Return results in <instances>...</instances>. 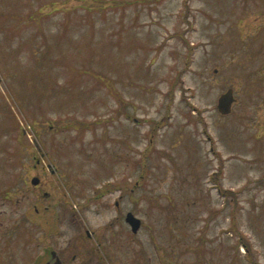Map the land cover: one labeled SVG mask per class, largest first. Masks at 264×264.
<instances>
[{"label":"rangeland","instance_id":"374dc122","mask_svg":"<svg viewBox=\"0 0 264 264\" xmlns=\"http://www.w3.org/2000/svg\"><path fill=\"white\" fill-rule=\"evenodd\" d=\"M86 230L106 264H264V0H0V264Z\"/></svg>","mask_w":264,"mask_h":264},{"label":"flooded vegetation","instance_id":"af4514ba","mask_svg":"<svg viewBox=\"0 0 264 264\" xmlns=\"http://www.w3.org/2000/svg\"><path fill=\"white\" fill-rule=\"evenodd\" d=\"M41 182L35 185L40 187ZM47 194V193H45ZM91 246L85 244H71L72 239L67 245H39L32 248L39 249L40 254L32 257L28 264H106V253L99 246L102 242L97 240L93 231L86 230L85 237ZM75 241H79L77 238ZM86 242V241H85ZM99 247V248H98ZM101 249V251H100Z\"/></svg>","mask_w":264,"mask_h":264},{"label":"water","instance_id":"95a60500","mask_svg":"<svg viewBox=\"0 0 264 264\" xmlns=\"http://www.w3.org/2000/svg\"><path fill=\"white\" fill-rule=\"evenodd\" d=\"M236 99L234 96V89L229 88L226 92L222 93L220 98L218 99V109L219 111L226 115L232 111V107L235 103ZM40 182V178L38 176H34L32 179V183L34 185ZM126 221L130 224L133 232H137L141 227V219L137 217L133 212H128L126 216Z\"/></svg>","mask_w":264,"mask_h":264}]
</instances>
